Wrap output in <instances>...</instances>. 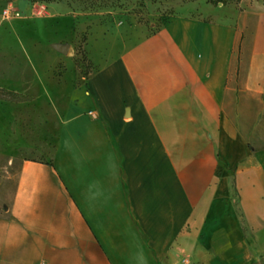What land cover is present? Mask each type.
<instances>
[{"label":"crops","instance_id":"obj_1","mask_svg":"<svg viewBox=\"0 0 264 264\" xmlns=\"http://www.w3.org/2000/svg\"><path fill=\"white\" fill-rule=\"evenodd\" d=\"M226 9L73 88L48 159L1 184L0 264H264V0Z\"/></svg>","mask_w":264,"mask_h":264},{"label":"rangeland","instance_id":"obj_2","mask_svg":"<svg viewBox=\"0 0 264 264\" xmlns=\"http://www.w3.org/2000/svg\"><path fill=\"white\" fill-rule=\"evenodd\" d=\"M227 1L0 0V95L21 98H0V192L4 181L5 197L13 195L22 158L47 160L53 152L74 87L174 15L198 11L220 19L227 7L240 12L254 0ZM8 6L16 13L4 17Z\"/></svg>","mask_w":264,"mask_h":264},{"label":"trees","instance_id":"obj_3","mask_svg":"<svg viewBox=\"0 0 264 264\" xmlns=\"http://www.w3.org/2000/svg\"><path fill=\"white\" fill-rule=\"evenodd\" d=\"M237 1H241V0H237ZM220 2L224 5L228 4L227 0H209V3H212V4H219ZM1 92L2 94L0 95V98L2 99H6L9 101H13V102L21 101V98L13 92H7V91H1Z\"/></svg>","mask_w":264,"mask_h":264},{"label":"built area","instance_id":"obj_4","mask_svg":"<svg viewBox=\"0 0 264 264\" xmlns=\"http://www.w3.org/2000/svg\"><path fill=\"white\" fill-rule=\"evenodd\" d=\"M14 13H16L13 8L11 6H8L4 11H3V15L4 17H10L13 16Z\"/></svg>","mask_w":264,"mask_h":264},{"label":"water","instance_id":"obj_5","mask_svg":"<svg viewBox=\"0 0 264 264\" xmlns=\"http://www.w3.org/2000/svg\"><path fill=\"white\" fill-rule=\"evenodd\" d=\"M60 49L63 51V52H68L69 51V46H61Z\"/></svg>","mask_w":264,"mask_h":264}]
</instances>
